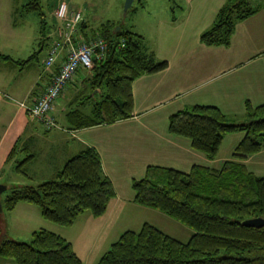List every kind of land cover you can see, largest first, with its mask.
Masks as SVG:
<instances>
[{"label": "crops", "instance_id": "obj_1", "mask_svg": "<svg viewBox=\"0 0 264 264\" xmlns=\"http://www.w3.org/2000/svg\"><path fill=\"white\" fill-rule=\"evenodd\" d=\"M18 1L13 0L15 16L27 13L22 10V5H16ZM225 2L132 0L131 5L136 3L140 16L128 30L141 37L146 52L152 53L158 61H165L167 66L161 71L140 75L131 82L132 116L111 124L79 129L69 127L66 113L72 108V100H77L82 91L86 92L85 85L91 76L88 71L78 70L53 105L52 115L57 127L45 130L40 123L27 117L20 103L30 105L35 101L49 81V71L38 72L29 88L22 92L25 88L24 77L16 74L8 77V74L26 72L32 69L33 62L20 67L0 59V70L8 72L6 76H0V170L13 159L20 145L18 150L25 154V158L18 161L21 171L25 173L23 176L28 182L37 180L30 173L33 171L30 169L31 163L34 162L43 172L39 178L45 181L79 150L89 147L97 153L101 171L110 180L115 194L108 201L102 216L93 218L89 213H83L74 221L85 224L95 221L98 226L102 225L100 227L54 230L49 225L55 224L44 220L34 205L18 202L12 210L1 213L0 235L5 233L4 238L28 241L33 231L47 229L71 243L81 264H96L101 255L91 261L89 256L97 242L106 240L105 236L109 233L118 238L123 231L134 230H105L109 221L114 223V227L121 226L124 229L129 226L128 223H149V217L163 219L161 213L132 201L131 180L141 178L147 166L167 167L182 172H187L194 165L218 170L224 161L231 159L235 146L243 136L241 132L226 134L217 156L207 160L202 153L191 148L189 140L167 131L169 116L190 106L216 107L229 122L235 123L237 119L245 121L246 103L252 107L264 105L262 10L235 23L228 46H206L199 42L200 33L212 25L217 11ZM56 9L75 11L63 5ZM81 17L80 31L89 34L97 28H90L85 17ZM60 23L55 20L53 38ZM79 35L82 37L81 33ZM9 57L14 61H22ZM60 62L58 60L51 71L57 70ZM10 98L17 100V104L9 102ZM59 112L63 115L64 125L58 123L56 114ZM11 150L12 156L7 158ZM238 161L252 174L264 175V147ZM0 185L13 187L8 183ZM19 185L22 186H14ZM3 215L7 220L4 218L2 222ZM74 242L79 244V251ZM0 264L13 263L0 259Z\"/></svg>", "mask_w": 264, "mask_h": 264}, {"label": "trees", "instance_id": "obj_2", "mask_svg": "<svg viewBox=\"0 0 264 264\" xmlns=\"http://www.w3.org/2000/svg\"><path fill=\"white\" fill-rule=\"evenodd\" d=\"M35 7L39 8L37 0L23 4L22 10L29 12ZM260 10L264 12V0L257 7H251L248 0H226L212 25L200 33L199 42L228 46L235 23ZM40 23L39 34L43 35L44 23ZM81 26L82 38L98 36L107 42V49L104 58L94 62L88 78L90 92L98 90L101 99L93 102L90 114L71 108L66 113L69 127L79 129L130 118L131 82L140 75L165 69L167 63L146 52L141 37L129 30L114 31L115 26L105 22L88 34L80 31ZM39 45L42 48L43 43ZM34 57L32 54L26 60L14 61L0 55V59L20 67L33 62ZM83 98L91 96L86 94ZM244 109L246 119L237 124L229 122L216 107L205 105L190 106L168 118V133L189 140L191 148L207 160L217 156L226 134L243 133L231 159L218 170L194 165L182 172L147 166L141 178L131 180L133 203L190 229L188 240L180 242L143 223L136 232H122L96 264H264V225H241L243 220L264 219V175L252 174L238 161L264 147V105L252 107L246 103ZM12 153L13 150L7 158ZM17 171L25 175L18 167ZM114 195L110 180L101 171L97 153L86 147L69 158L50 179L36 185L10 187L0 200V215L18 202H26L34 205L44 220L71 227L83 213L93 218L102 216ZM0 259L13 264H81L70 242L45 229L33 231L28 241L0 240Z\"/></svg>", "mask_w": 264, "mask_h": 264}, {"label": "rangeland", "instance_id": "obj_3", "mask_svg": "<svg viewBox=\"0 0 264 264\" xmlns=\"http://www.w3.org/2000/svg\"><path fill=\"white\" fill-rule=\"evenodd\" d=\"M33 0H19L16 5L20 7L21 5ZM251 7H257L261 5L263 0H248ZM125 0H37V4L39 8L35 10L29 11L23 14H17L16 16L13 15V10L15 8V4L13 0H0V53L6 54L11 56L13 59L25 60L32 54H35L33 59L32 69L28 71H14L12 73L2 72L0 70V76L4 77L8 74V77H12L14 74L16 76H23L24 77V89L22 92L31 85L33 79L37 76L38 72H45L43 67V62L46 56V51L48 45L51 43L53 39V26L55 24L53 11L59 6H69L71 10L79 11L83 17L87 20V23L90 28L99 27V25L104 24L106 21L110 24H113L118 27L121 31L128 30L129 27L132 25L133 22L140 16L138 15L140 11L137 10L136 3H133L125 12L123 11ZM170 6V4H169ZM20 12V11H19ZM40 14V15H39ZM41 20L44 23L43 27V35L39 34V26ZM42 36V37H41ZM42 42L43 46L40 49L39 43ZM90 71H88L89 73ZM21 73V74H20ZM88 82L85 85L87 89L86 92L82 91V95L78 96L77 100H72V109H78L82 113L89 114V110L92 107L93 102L99 101L100 93L98 90H93L90 92L88 89ZM27 88V89H28ZM91 96L90 99L83 98L85 95ZM12 104H17V100L14 98H10L8 100ZM62 113V112H61ZM58 123L60 125H64L63 115L59 113L56 114ZM235 123H244L243 119L234 120ZM57 124V122H56ZM20 145L17 146L15 155L13 159L6 164L0 170V183L1 184H12L18 185H36L43 181L41 175L43 172L40 171V167L37 163L32 162L30 169L31 175L37 178V180L33 182H28L27 179L23 176V174L17 171V167L21 170L22 168L18 165V161H21L25 158L24 152H20L19 149ZM47 171V170H43ZM21 186V185H19ZM10 186L7 187L6 191L0 195V200L4 199V196L8 194ZM4 214V213H3ZM160 214V213H159ZM145 216L144 214H141ZM163 216V219L160 218H148V224L154 226L158 230L162 231L163 233L169 235L170 237L180 241L186 242L192 231L187 227L177 223L176 221L170 219L164 214H160ZM147 217V216H145ZM6 218L4 215L2 216L1 220ZM165 219V220H164ZM7 220V218H6ZM5 220V224H6ZM164 220V221H162ZM138 221H141L138 219ZM162 221V222H161ZM132 222V221H131ZM161 222V224L159 223ZM49 225L50 223H46L45 225ZM127 228L114 227V223L111 221L105 226V230H125V229H134L131 231H138L140 229L141 224L136 223H128ZM1 226V225H0ZM3 226V224H2ZM53 227L54 230H80L84 227H100L102 225H97L94 223H74L72 227H58V225H49ZM132 227V228H131ZM43 229V228H39ZM47 230V229H45ZM49 231V230H48ZM126 231V230H125ZM51 232V231H50ZM124 232V231H123ZM54 233V232H53ZM56 234V233H55ZM5 233L0 235V240L4 239ZM58 235V234H57ZM60 235V234H59ZM107 235V234H106ZM119 235V234H118ZM62 237V236H61ZM70 237V236H69ZM106 240L102 242H97V246L94 247L95 249L90 252L89 260L96 259L98 255H102L104 251H106L110 244L116 241L117 236L113 233H109ZM63 238V237H62ZM65 239V238H64ZM76 241V240H74ZM108 242V244H106ZM75 243V247L78 248V243ZM80 250V249H79ZM78 250V251H79ZM80 253V252H79ZM86 261V260H85Z\"/></svg>", "mask_w": 264, "mask_h": 264}, {"label": "built area", "instance_id": "obj_4", "mask_svg": "<svg viewBox=\"0 0 264 264\" xmlns=\"http://www.w3.org/2000/svg\"><path fill=\"white\" fill-rule=\"evenodd\" d=\"M53 16L61 23L55 29L43 62L45 71H49V81L34 102L30 105L20 103L27 117L40 123L46 130L57 127L52 115L53 105L67 83L78 70L90 71L94 62L104 58L107 49V42L102 38L95 36L85 40L79 35L78 28L82 21L79 12L56 9ZM58 60L61 62L56 72L51 71Z\"/></svg>", "mask_w": 264, "mask_h": 264}, {"label": "water", "instance_id": "obj_5", "mask_svg": "<svg viewBox=\"0 0 264 264\" xmlns=\"http://www.w3.org/2000/svg\"><path fill=\"white\" fill-rule=\"evenodd\" d=\"M132 0H125L123 11L125 12L131 5ZM118 27L114 29V31H118ZM6 187L3 185H0V194L1 192L5 191ZM0 212H1V205H0ZM242 226L250 227V228H260L264 225V219L262 218H251L247 220H243L241 222Z\"/></svg>", "mask_w": 264, "mask_h": 264}]
</instances>
